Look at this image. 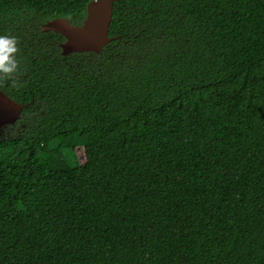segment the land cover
Instances as JSON below:
<instances>
[{
  "label": "trees",
  "instance_id": "16d2710c",
  "mask_svg": "<svg viewBox=\"0 0 264 264\" xmlns=\"http://www.w3.org/2000/svg\"><path fill=\"white\" fill-rule=\"evenodd\" d=\"M90 1L0 0V264H264V0H116L64 56Z\"/></svg>",
  "mask_w": 264,
  "mask_h": 264
},
{
  "label": "water",
  "instance_id": "95a60500",
  "mask_svg": "<svg viewBox=\"0 0 264 264\" xmlns=\"http://www.w3.org/2000/svg\"><path fill=\"white\" fill-rule=\"evenodd\" d=\"M116 0H91L86 9V18L80 25L67 18H55L42 26L43 32H56L64 37L60 43L62 55L73 53L101 54L112 41L121 37H110ZM31 102L30 104H32ZM30 104L22 105L0 89V129L16 124L22 118L23 110Z\"/></svg>",
  "mask_w": 264,
  "mask_h": 264
},
{
  "label": "clouds",
  "instance_id": "9594fccd",
  "mask_svg": "<svg viewBox=\"0 0 264 264\" xmlns=\"http://www.w3.org/2000/svg\"><path fill=\"white\" fill-rule=\"evenodd\" d=\"M17 38L0 35V74H10L17 69Z\"/></svg>",
  "mask_w": 264,
  "mask_h": 264
},
{
  "label": "flooded vegetation",
  "instance_id": "af4514ba",
  "mask_svg": "<svg viewBox=\"0 0 264 264\" xmlns=\"http://www.w3.org/2000/svg\"><path fill=\"white\" fill-rule=\"evenodd\" d=\"M1 130V129H0Z\"/></svg>",
  "mask_w": 264,
  "mask_h": 264
}]
</instances>
